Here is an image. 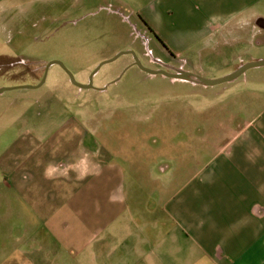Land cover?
Listing matches in <instances>:
<instances>
[{"label":"rangeland","instance_id":"374dc122","mask_svg":"<svg viewBox=\"0 0 264 264\" xmlns=\"http://www.w3.org/2000/svg\"><path fill=\"white\" fill-rule=\"evenodd\" d=\"M146 3L0 0V89H9L0 94V161L28 159L21 168L32 159L44 175L89 150L109 156L135 192L159 202L164 175L192 172L196 158L210 155V142L242 125L240 96L264 89L253 82L264 79V67L216 86L145 69L165 71L164 64L219 80L236 63L264 59V45H196L176 56L141 29ZM52 62L63 63L76 84L60 65L48 68ZM91 81L90 89L78 86Z\"/></svg>","mask_w":264,"mask_h":264},{"label":"crops","instance_id":"0c3cea01","mask_svg":"<svg viewBox=\"0 0 264 264\" xmlns=\"http://www.w3.org/2000/svg\"><path fill=\"white\" fill-rule=\"evenodd\" d=\"M141 11L176 56L264 45V0H147ZM239 100L242 125L192 172L164 175L159 202L89 150L44 175L32 159L0 161V264H264V89Z\"/></svg>","mask_w":264,"mask_h":264},{"label":"water","instance_id":"95a60500","mask_svg":"<svg viewBox=\"0 0 264 264\" xmlns=\"http://www.w3.org/2000/svg\"><path fill=\"white\" fill-rule=\"evenodd\" d=\"M118 57H116V59ZM116 59H114V60H116ZM114 60H112V61H114ZM112 61H108L106 63H110ZM54 64L60 65L68 73V75L70 76L73 83L76 84L74 76L68 71V69L65 67V65L63 63L52 62V63H50V65H48V68H50ZM138 65H140V63H138ZM261 67H264V59L244 64L235 72H233L230 75H227V76H225L219 80H207V79L201 78L197 75L185 72L184 70H181V69L176 70V73H174V74H170L166 71H148L146 69H145V71L147 73H149L150 75H153V76L163 75V76H166L168 78L178 80V81H185V82H190V83H194V84H201L204 86H216V85H220V84H224V83H232V82L238 80L240 77H242L247 71H249L251 69H255V68H261ZM78 86L81 89H90L92 87V81L89 85H86V86L78 85ZM7 90H9V89H0V94L4 93Z\"/></svg>","mask_w":264,"mask_h":264},{"label":"flooded vegetation","instance_id":"af4514ba","mask_svg":"<svg viewBox=\"0 0 264 264\" xmlns=\"http://www.w3.org/2000/svg\"><path fill=\"white\" fill-rule=\"evenodd\" d=\"M137 19H138L139 23L141 24L140 26H141V29L143 30V32H146V33L149 32V33H152L153 34V29L150 27L149 23L145 20L144 16L142 15V11H140L138 13ZM144 45H149V42H147L146 39L144 40ZM163 45H165V44H163ZM21 61H23V60H21ZM155 62H157V60ZM161 68H163L165 71H168L169 70L172 73H176V70H177V69H175L173 67H170V66H167V65H164V64L162 65ZM175 81H178V80H175Z\"/></svg>","mask_w":264,"mask_h":264}]
</instances>
